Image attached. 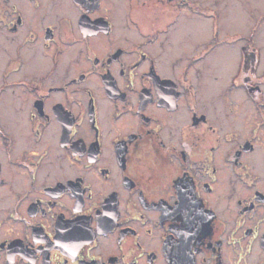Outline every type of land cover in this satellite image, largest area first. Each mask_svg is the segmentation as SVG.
Segmentation results:
<instances>
[{"label":"flooded vegetation","instance_id":"flooded-vegetation-1","mask_svg":"<svg viewBox=\"0 0 264 264\" xmlns=\"http://www.w3.org/2000/svg\"><path fill=\"white\" fill-rule=\"evenodd\" d=\"M237 1L248 33L228 0H0V264H264V11Z\"/></svg>","mask_w":264,"mask_h":264},{"label":"rangeland","instance_id":"rangeland-1","mask_svg":"<svg viewBox=\"0 0 264 264\" xmlns=\"http://www.w3.org/2000/svg\"><path fill=\"white\" fill-rule=\"evenodd\" d=\"M254 1V0H251ZM249 6L248 7H252L253 6V2H249ZM256 3V2H255ZM225 9V11H228V19L225 21L224 23V28L229 31V33H234L236 32V30H242L244 33H248L249 28H250V24L252 22L251 19H249V17L247 16V14L244 12V10L242 9V6L237 0H228L227 3H223L221 4ZM257 5L259 7V11L263 12L264 11V0H259V2L257 1ZM238 15H242V18H238ZM263 24L261 25V29H260V35H259V43L262 44V51L264 52V22H262ZM208 28H209V24H208ZM229 44L230 47H233L234 49H228V51H237L238 46L240 44V42H235V40H229ZM237 48V49H236ZM236 56V55H235ZM230 58V57H229ZM231 62L234 60L233 58H230ZM231 66V64H230ZM234 71H231L229 73V75H231Z\"/></svg>","mask_w":264,"mask_h":264},{"label":"bare ground","instance_id":"bare-ground-1","mask_svg":"<svg viewBox=\"0 0 264 264\" xmlns=\"http://www.w3.org/2000/svg\"><path fill=\"white\" fill-rule=\"evenodd\" d=\"M238 18H239V16H238ZM205 28H206V25L204 23L198 24L196 27L197 31L205 30Z\"/></svg>","mask_w":264,"mask_h":264}]
</instances>
